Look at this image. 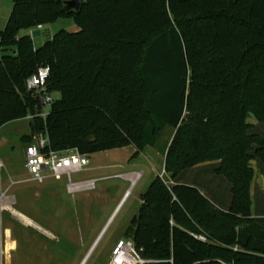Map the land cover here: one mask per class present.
<instances>
[{
	"label": "trees",
	"instance_id": "1",
	"mask_svg": "<svg viewBox=\"0 0 264 264\" xmlns=\"http://www.w3.org/2000/svg\"><path fill=\"white\" fill-rule=\"evenodd\" d=\"M12 1L0 32V130L29 118V139L46 133L54 150L133 146L136 157L173 129L164 168L175 185L151 182L126 238L155 264H264L250 166L264 176V134L248 122L264 127V0H84L79 12L67 0ZM64 19L81 31L40 46L21 35ZM41 67L45 91L28 90ZM216 161L205 169L228 182L227 208L185 180Z\"/></svg>",
	"mask_w": 264,
	"mask_h": 264
},
{
	"label": "rangeland",
	"instance_id": "2",
	"mask_svg": "<svg viewBox=\"0 0 264 264\" xmlns=\"http://www.w3.org/2000/svg\"><path fill=\"white\" fill-rule=\"evenodd\" d=\"M7 2L11 4L12 0ZM10 9L8 15L12 11V8ZM7 19L9 16L6 21ZM75 27L70 19L59 20L41 31L42 34L36 38L35 45L40 46L45 42L46 37L43 34L45 31L48 36H54L60 31L73 32ZM25 34L26 31L21 32V35ZM59 97V94L53 95V98ZM248 122L254 126L255 133L264 134V127L259 126L260 123L255 117L250 116ZM29 123L28 119H23L5 124L0 130V264H79L88 255L93 241L116 209L120 198L130 187L121 179L113 177L137 172L142 178L138 188L130 193L132 196L128 204L121 205L104 231L103 237L84 263L108 264L114 246L119 240L126 239L125 231L142 205L139 204L138 194L147 192L155 179L149 149L144 151L145 154L136 156L137 158L133 157L136 151L133 146L92 155L89 171L74 175L73 181H84L89 177L112 178L96 184L97 190L89 193V205L85 208L82 200H76L74 195L68 196L66 192H56L53 189L55 185H66V180H51L44 184L22 183L29 178L24 166V151L34 142L33 139H29L31 133ZM163 134V138L160 136L156 152L164 158L175 131L166 129ZM219 163L216 161L199 165L187 172L185 180L188 183L195 180L197 183L199 180V185L203 189L207 188L210 181L212 183L211 178L214 176L219 182L228 184L214 173V166ZM156 164L161 170L159 160H156ZM209 165L214 166L212 169H205ZM250 166L255 173L254 179L262 175L256 162H250ZM160 177L169 186L175 185L166 170ZM222 200L224 203L219 201L220 204L227 208L231 198ZM253 200L258 205L257 213L264 214V196L253 197ZM15 211L30 217L51 236L26 225L13 214Z\"/></svg>",
	"mask_w": 264,
	"mask_h": 264
},
{
	"label": "built area",
	"instance_id": "3",
	"mask_svg": "<svg viewBox=\"0 0 264 264\" xmlns=\"http://www.w3.org/2000/svg\"><path fill=\"white\" fill-rule=\"evenodd\" d=\"M36 30L42 31L43 27L39 26ZM50 69L41 67L27 82V88L30 91L43 93L46 83L49 79ZM53 97L45 95L42 99V106L45 109L43 118L47 117V108L51 104ZM24 151L25 169L29 174V178L22 183L31 182L35 184H44L47 181L66 180L68 193L74 194L79 191L94 190L96 184L102 180L112 177H103L101 179H93L86 181L81 185H77L73 181L74 175L83 174L90 164V156L82 155L77 149H69L65 151H57L52 149L48 135L38 134L33 138ZM199 239L205 240L199 236ZM112 255L108 264H155L156 261H149L143 258L138 248H136L132 239H121L114 246Z\"/></svg>",
	"mask_w": 264,
	"mask_h": 264
},
{
	"label": "crops",
	"instance_id": "4",
	"mask_svg": "<svg viewBox=\"0 0 264 264\" xmlns=\"http://www.w3.org/2000/svg\"><path fill=\"white\" fill-rule=\"evenodd\" d=\"M10 8L13 9V1L10 4V2H7V0H0V32H1V30H3L5 28V25H6L7 21H8V19L6 21L7 16L10 17V15H8L9 14L8 12H10L8 10H11ZM44 28L45 27H43V29ZM34 31H36V29H33L31 31H26V34L25 35H33V32ZM80 31H81V28H78L76 26L73 29V32L72 33H79ZM43 34H44V37H46L47 32L45 31ZM36 38L37 37H34V43L35 44H36V40H37ZM27 119L29 120V118H27ZM148 149H149L148 152L151 154L150 155V164H151V167L153 169V172L156 175L154 177L156 178L157 176L162 175V173L165 171L164 164H165L166 155L163 158L159 153L156 152V149H154V148H148ZM142 154H145V152H143ZM142 154H140V155H142ZM134 158H137V157H134ZM156 160H159V162L161 164V168H162L161 170H160V168H158V165L156 164ZM87 170L89 171V168ZM215 177L216 176H214V177L211 178V180L213 179L212 183L210 181L208 183L207 188H205V189L201 188V186L199 185V180H197L198 186L200 188V192L204 196H206V197H209V198H212V199H218L221 203H224V201L222 199H229V198H231L230 197V188H229V185L226 184V183H224V182L222 183L221 180H220L221 182H219L218 181L219 179H216ZM113 178H115V179H117V178L121 179L125 184L130 185V187L126 190V192L120 198L119 203H118L116 209L110 215L109 220L104 225L103 229L100 231V233L97 236V238L93 241L91 247L89 248L88 255L79 264H84L86 262V260L88 259V256L93 252V249H94L95 245L103 237L104 231L106 230V228L108 227V225L114 219V216L117 214V212H118L119 208L121 207V205L128 204L129 199L132 196V195L130 196V193L131 192H134L138 188V186H139V184H140V182L142 180L141 174L140 173H137V172H133L131 174H118L117 176H114ZM93 179L94 178H90L89 177V178H86L84 181H77L75 183H77V185H81V184L85 183L86 181H90V180H93ZM217 184H222V185H217ZM53 189H55L56 192H60V191L66 192V194L68 196L74 195L73 197H75L76 200L77 199L82 200V202L84 203L83 205L86 208L89 205V202H88L89 201V199H88L89 193L92 192V191H96L97 190V187L94 190L79 191V192H76L74 194H71V193L69 194L68 193V189H67L66 185H55L53 187ZM142 194H144V193H139L138 194V199L140 201L139 204H142V201H141V195ZM260 196H264V176L263 175L256 176V178L254 179V183L252 185V190H251V197H260ZM12 211H14V210H12ZM22 216H25L27 218V220H30L32 222V224H33V225H29V224H26L23 221L26 225H28V226H30L32 228H35L39 232L42 231L45 235L51 236L40 225L38 226V224H36L30 217H28V216H26L24 214ZM15 246H16V243H15Z\"/></svg>",
	"mask_w": 264,
	"mask_h": 264
},
{
	"label": "water",
	"instance_id": "5",
	"mask_svg": "<svg viewBox=\"0 0 264 264\" xmlns=\"http://www.w3.org/2000/svg\"><path fill=\"white\" fill-rule=\"evenodd\" d=\"M84 3V0H69L65 2V10L67 12L69 11H75L79 12L82 4ZM42 32L39 30H36L33 32L32 37H39L41 36Z\"/></svg>",
	"mask_w": 264,
	"mask_h": 264
},
{
	"label": "bare ground",
	"instance_id": "6",
	"mask_svg": "<svg viewBox=\"0 0 264 264\" xmlns=\"http://www.w3.org/2000/svg\"><path fill=\"white\" fill-rule=\"evenodd\" d=\"M13 214L15 216H17L19 218V220L24 221L26 224L33 225L32 222L30 220H27V218L25 216H22L21 214H19L17 212H13Z\"/></svg>",
	"mask_w": 264,
	"mask_h": 264
}]
</instances>
